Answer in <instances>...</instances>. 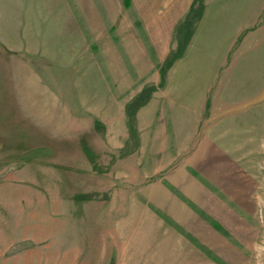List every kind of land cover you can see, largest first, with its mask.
Returning <instances> with one entry per match:
<instances>
[{
    "label": "rangeland",
    "instance_id": "374dc122",
    "mask_svg": "<svg viewBox=\"0 0 264 264\" xmlns=\"http://www.w3.org/2000/svg\"><path fill=\"white\" fill-rule=\"evenodd\" d=\"M68 1L72 29L29 32L26 1L0 0V264H264V0H204L182 57L192 46L214 76L196 120L175 88V142L169 113L134 104L150 86L144 99L159 101L172 67L161 85L143 17L123 0H88L90 16ZM133 36L148 67L129 57ZM113 49L146 82L97 112L82 101L92 74L73 61L91 55L101 93L114 91ZM156 137L159 150L145 146Z\"/></svg>",
    "mask_w": 264,
    "mask_h": 264
},
{
    "label": "crops",
    "instance_id": "0c3cea01",
    "mask_svg": "<svg viewBox=\"0 0 264 264\" xmlns=\"http://www.w3.org/2000/svg\"><path fill=\"white\" fill-rule=\"evenodd\" d=\"M17 1V5L19 6V0ZM24 6H22V9H25V11L18 10L17 13L21 15H27L28 17L26 20L22 19V30H28L30 31H45L51 29V24L53 25L52 29H58L57 26L61 25V23L66 21V24H69V22H72L73 19V8L68 0H25ZM88 0H77V5L79 9H81L82 14H87L90 16V14L95 13V9L93 5L89 6ZM193 0H131V4L136 9L139 16L143 17L144 21V30L147 33L146 38L150 40L151 47L155 51V55L157 54V62L155 63L156 66H158V63H161L166 57L168 56V52L175 46L173 45V32L176 28L177 23L187 14L191 3ZM16 3V2H15ZM14 7V5H13ZM16 7V6H15ZM155 16V18L153 17ZM208 14L206 15L205 19L208 21L207 18ZM204 20V21H206ZM63 21V22H62ZM49 24L48 27L45 24ZM89 23V22H88ZM75 25V22H73ZM26 25V26H25ZM91 30L95 31L99 26L93 25V23H89ZM67 29H72L73 25H65ZM76 26V25H75ZM80 27H76V35L79 37L80 41L79 43H83L84 39L81 33V30H78ZM34 40L37 39V44L41 45L40 36L37 34ZM172 37V39H171ZM32 42V38L28 39V45ZM128 42L130 43V46L127 44L129 48V57L131 60L137 61V63H141L142 61L146 64V66H149V63H151L148 59V55L146 53V50L140 45L138 42L136 36H133V38H128ZM44 45V42H43ZM193 45V43H192ZM191 46V45H190ZM133 50H132V48ZM191 51L189 53L185 54L182 58L177 60L174 65L170 68L168 75H167V81L166 84L160 88L159 91L156 93H160L159 101H156L154 104V97L150 101H146L145 105L141 109L145 110L150 115L155 113L156 111L162 112L163 118L167 119L168 113L169 120L171 119L170 126L172 127V140L175 142V88L184 89L183 92L185 94H180L183 96L180 100L184 104L181 108L182 111H192L193 112V120H196L195 118L197 114L194 113V111L201 110V107L203 105V98L206 94L209 93V90L207 91L204 85V80L209 79L211 80L214 76V72L211 71L210 66H207V69L201 67L200 69H196L193 65L195 62V56L193 54L192 46L190 47ZM128 51V49H127ZM85 56V58H84ZM112 58L109 59V63L111 65V70L113 73L110 72L112 77V84L114 86V91H111L110 84L108 83L103 84L105 88H103V92L101 93L100 89L98 88L97 80L100 79L98 73V65L94 64V60L91 55H86L83 53H79L75 57V61L73 62H79L80 59H83V62L85 63V67L88 68L87 71H89L91 75V87L93 89H90V93L87 92L85 95H90L89 98H85L86 100H82L83 104L90 105L88 109L94 110L99 112L100 110H104L106 107L100 106L101 103L107 104L108 107L110 105V108H114L117 103V98L115 97L116 94H127L133 87V84H138L142 86L143 82H146L147 78V72L146 70H142L140 72H137L136 74H133L130 69L125 65V61L122 57H120L118 51L113 49L111 51ZM213 62L218 60L217 56H213ZM219 61V60H218ZM88 62V64H87ZM117 62V63H116ZM133 62V61H132ZM200 62V61H199ZM91 65V68H89V65ZM118 64V65H117ZM153 66V64H150ZM122 67L123 73L118 74L115 72V68ZM145 67V68H147ZM199 67V66H198ZM87 72V73H89ZM157 73V72H155ZM96 74V76H94ZM154 74V73H153ZM154 79L152 81H157L158 74L153 76ZM88 79V75L84 77V80ZM179 81L178 82H176ZM143 81V82H142ZM177 83V87H175V84ZM212 84V83H211ZM108 87V88H107ZM157 90V89H156ZM155 90V91H156ZM139 93V92H137ZM135 93V94H137ZM141 93V92H140ZM102 95H105L102 98ZM136 99V98H135ZM129 99H124V105L126 102H129ZM161 101V102H160ZM65 104V103H64ZM113 106V107H112ZM126 106H123L126 109ZM71 109L70 104H65V108ZM80 107L76 106L74 109H79ZM83 110L87 109L82 108ZM73 110V107H72ZM182 115V114H181ZM180 115V116H181ZM154 117V115H153ZM178 120V118H177ZM181 120V119H179ZM154 121V118H153ZM166 122V121H165ZM153 124V123H152ZM165 124L166 123H160ZM183 125L182 123H180ZM179 124V125H180ZM152 127V125H149ZM184 126V125H183ZM194 126V122H193ZM193 126L189 128H193ZM157 130V129H156ZM161 133V130L158 129L157 131H154L155 136H158ZM145 141V138L143 139V142ZM148 142L151 143L153 150L158 149L159 150V140H157V137L155 139H150L149 141H146V147L148 145ZM153 143V144H152ZM155 146V147H154ZM164 151V150H162ZM157 152V151H156ZM171 152V151H169ZM168 153V152H167ZM169 156V155H168ZM175 157L174 155H171ZM165 157V156H164ZM163 191V190H162ZM156 204H159L156 199L152 198Z\"/></svg>",
    "mask_w": 264,
    "mask_h": 264
},
{
    "label": "trees",
    "instance_id": "16d2710c",
    "mask_svg": "<svg viewBox=\"0 0 264 264\" xmlns=\"http://www.w3.org/2000/svg\"><path fill=\"white\" fill-rule=\"evenodd\" d=\"M123 1L126 6H130L131 0ZM204 9V0H194L184 20L178 26L177 29L180 34L179 42L177 48L171 51V53L166 58L164 64L161 66V85L164 84L167 70L174 64L175 61L181 58L184 54L189 44V41L194 33L195 23L202 17ZM154 90H156V86H150L148 88L143 89L138 95V97L135 99L134 104L136 105V107H140L141 105H143L146 102V99H144L145 95H150V93Z\"/></svg>",
    "mask_w": 264,
    "mask_h": 264
}]
</instances>
